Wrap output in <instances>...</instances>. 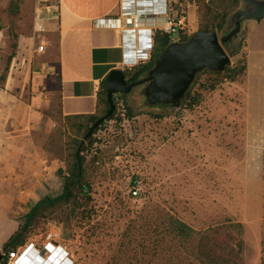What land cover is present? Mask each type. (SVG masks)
I'll return each mask as SVG.
<instances>
[{
    "label": "rangeland",
    "instance_id": "374dc122",
    "mask_svg": "<svg viewBox=\"0 0 264 264\" xmlns=\"http://www.w3.org/2000/svg\"><path fill=\"white\" fill-rule=\"evenodd\" d=\"M190 2L196 4L200 29L206 5L221 9L215 0ZM50 5L59 10L58 0H0V85L7 75L39 69L50 52L56 57L58 30L51 29L48 21L54 18L45 10ZM256 29L237 41L243 48L232 56L230 69L246 65L245 73L231 82V70L204 71L180 110L146 107L142 86L119 95L114 119L84 145L89 199L49 209L27 243L43 244L46 221L53 220L74 264H159L153 251L159 237L155 223L169 213L196 230L242 223L244 264H263L264 28ZM51 87L46 128L36 129L35 137L47 163L56 160L63 170L56 173L58 188L36 197L63 192L76 141L87 130L79 133L61 113L58 76ZM1 183L0 236L13 235L33 198Z\"/></svg>",
    "mask_w": 264,
    "mask_h": 264
},
{
    "label": "crops",
    "instance_id": "0c3cea01",
    "mask_svg": "<svg viewBox=\"0 0 264 264\" xmlns=\"http://www.w3.org/2000/svg\"><path fill=\"white\" fill-rule=\"evenodd\" d=\"M58 1L59 10L48 21L51 29L58 30L56 57L52 51L39 69L30 70L33 75L30 72L29 75H7L0 85V184L5 180L8 190L29 193L32 206L43 197H36L34 193L58 188L61 181L57 180L56 173L60 174L63 167L56 160L47 163L35 137L36 129L46 128L44 109L50 102L46 97L52 92L56 76L63 115L96 113L103 82L112 70L126 72L139 62L150 60L153 47L164 33L160 28L166 20L164 10L168 4L177 13L186 11L192 22L200 24L196 4L190 0ZM135 11L144 17L138 28L125 24V16ZM263 26L264 23L249 22L246 32L255 33L256 28L262 31ZM153 29L158 30L155 33ZM260 49L264 55V46ZM29 91L32 95H28ZM28 176H33V180L27 181ZM16 224L14 233L20 227ZM10 234L0 236V247H4ZM44 244L45 241L28 244L23 251L20 248V258L15 264H67L63 260L68 250L61 241L56 242L52 253Z\"/></svg>",
    "mask_w": 264,
    "mask_h": 264
},
{
    "label": "trees",
    "instance_id": "16d2710c",
    "mask_svg": "<svg viewBox=\"0 0 264 264\" xmlns=\"http://www.w3.org/2000/svg\"><path fill=\"white\" fill-rule=\"evenodd\" d=\"M215 2L218 3V7L221 9L215 10L211 5H206V13L203 15L202 29L217 30L221 32L227 25V19L231 12L240 5V0H215ZM161 37L162 39L160 42L153 47L149 61H141L125 72L129 81H135L145 77L154 67L162 51L172 41L168 34L163 33L161 34ZM242 48V43L235 41V43L228 47V51L232 57L238 55ZM230 68L231 65L222 72L210 71L222 74L223 72H228V70L230 71ZM246 68L247 66L245 65L241 68L232 69L230 72L231 74L229 75V80L231 82L235 81L245 73ZM196 80L186 93L183 105L185 104L189 93L194 88ZM119 95L127 96L128 94L115 95V102ZM145 106L149 108H160V110L163 111H175V109L162 105H147L145 103ZM109 110L110 105L108 103L106 81H104L99 93V107L96 113L68 115L64 117L66 119H71L72 128L76 129L79 133H82L83 130L93 125L100 117L106 115ZM116 111L107 120L114 119ZM100 126L97 129H99ZM81 142L82 140L79 139L76 141L75 150L72 154L73 161L68 167V175L63 186V192L56 197H51L49 195L43 196L30 208L25 216V221L20 224L19 229L5 243L3 249L6 253L13 250H19L27 244L32 231L38 225L39 219L45 217L46 212L49 209L73 202L81 205L82 200L86 201L85 198L89 199L90 194L92 193V186L88 178L85 176L86 170L82 153L86 147L83 146L81 153L78 154ZM155 226L159 237L155 242L153 251L156 257V262L159 264L165 259H167L166 264H244L243 254L245 251V242L242 238L244 232L242 223L228 221L224 224L211 226L206 230H196L184 220L166 213L165 218L161 221H157ZM0 264H8V257L6 256L5 260Z\"/></svg>",
    "mask_w": 264,
    "mask_h": 264
},
{
    "label": "water",
    "instance_id": "95a60500",
    "mask_svg": "<svg viewBox=\"0 0 264 264\" xmlns=\"http://www.w3.org/2000/svg\"><path fill=\"white\" fill-rule=\"evenodd\" d=\"M249 22L264 23V0H240V6L231 12L221 32L200 29L187 41L172 40L141 79L129 81L125 71L112 70L106 81L110 110L87 128L78 154L95 130L116 111L115 95L130 94L143 86L147 105L180 110L186 93L200 73L206 69L222 72L233 63L228 47L242 39ZM5 257V250L0 247V263Z\"/></svg>",
    "mask_w": 264,
    "mask_h": 264
},
{
    "label": "built area",
    "instance_id": "2783aa9c",
    "mask_svg": "<svg viewBox=\"0 0 264 264\" xmlns=\"http://www.w3.org/2000/svg\"><path fill=\"white\" fill-rule=\"evenodd\" d=\"M45 10L49 14H52L57 11L56 9H53V6L51 5L47 6ZM175 10L176 9L174 8L172 4L171 5L168 4L166 6V9L164 10V14L166 15V20L164 22L163 27L160 28V30H162L165 34H168L171 40L173 39L172 38L173 35L177 34L178 36V38L176 39L177 41H187L198 30H200V24L198 22H192L186 11L177 13ZM143 20H144L143 14L139 11L129 13L125 16V24L129 27L138 28L141 25ZM156 30L158 29H153L155 33H156ZM155 33H154V36L156 35ZM137 193L138 191H135V194ZM45 228H46V232H45L44 241L46 242V244H44V248L48 252L52 253L55 247L57 246L55 241H58L61 237V231L58 228L57 223L53 220L46 221ZM30 244H33V243H30ZM19 250H13V251H10L9 253H6V256L8 257V264H15L16 261H18V259L20 258V253H21V251ZM37 250L39 253L41 252L40 248H38ZM65 253H66V256L64 255L63 261L64 262L67 261V264H74V260L70 256L69 251H66Z\"/></svg>",
    "mask_w": 264,
    "mask_h": 264
},
{
    "label": "flooded vegetation",
    "instance_id": "af4514ba",
    "mask_svg": "<svg viewBox=\"0 0 264 264\" xmlns=\"http://www.w3.org/2000/svg\"><path fill=\"white\" fill-rule=\"evenodd\" d=\"M142 88H143V86H142Z\"/></svg>",
    "mask_w": 264,
    "mask_h": 264
}]
</instances>
